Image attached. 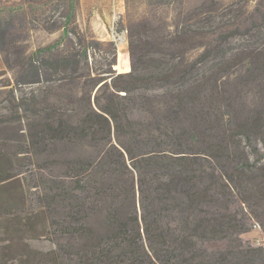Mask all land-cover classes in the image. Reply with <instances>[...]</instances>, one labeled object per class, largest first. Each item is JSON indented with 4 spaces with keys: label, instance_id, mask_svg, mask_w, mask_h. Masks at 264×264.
<instances>
[{
    "label": "trees",
    "instance_id": "trees-1",
    "mask_svg": "<svg viewBox=\"0 0 264 264\" xmlns=\"http://www.w3.org/2000/svg\"><path fill=\"white\" fill-rule=\"evenodd\" d=\"M150 1L170 6L179 2L190 17L180 22L173 49L215 33L217 0H199L194 10L188 0ZM78 4L26 0L11 12H24L25 20L35 16L32 22L42 23L45 30L62 31V39L23 54L15 75L18 84L73 82L85 76L88 88L82 113L56 120L38 133L44 144L58 148L67 143L74 151L66 175L53 180L40 196L44 224L78 246L60 249V258L52 252L47 256L58 264H264V246L244 239L256 223L264 232V150L254 139L253 126H234L221 92L208 83V71L188 76L198 70V63L209 62L215 45H200V54L187 66L172 58L164 65L161 61L118 74L113 69L118 50L112 42L108 68L93 73L91 50L100 43L81 39L77 48L71 38L78 37ZM258 11L264 20L263 9ZM246 12L241 9L238 16ZM3 14L2 36L14 20L10 17L4 24ZM240 31H225V40ZM65 40L73 43L68 50L60 48ZM84 68L89 73H80ZM155 90L161 94L149 93ZM135 109L145 115L133 117ZM257 117L264 123V113ZM8 157L0 151V164ZM5 220L0 217V224Z\"/></svg>",
    "mask_w": 264,
    "mask_h": 264
},
{
    "label": "rangeland",
    "instance_id": "rangeland-1",
    "mask_svg": "<svg viewBox=\"0 0 264 264\" xmlns=\"http://www.w3.org/2000/svg\"><path fill=\"white\" fill-rule=\"evenodd\" d=\"M187 3L192 10L200 4L199 0ZM217 3L215 33L210 39H189L176 49L172 48L171 41L175 40L179 25L190 18L184 16L179 2L170 6L150 0H112L111 5L109 0H79L75 19L78 37L71 38L77 48L81 47V39L100 43L91 50L90 72L93 73L108 68L112 59L110 45L115 42L118 61L113 69L118 74L128 73L132 68L142 71L161 61L164 65L165 59L172 58L182 60L187 66L200 54V45L213 43L216 50L209 62L198 63V70L190 71L188 76L201 77V71H208V83L221 92L220 98L228 106L234 126H253L250 130L256 134L254 139L264 150V123L257 119L259 113H264V20L258 11L259 8L264 11V4L256 1L247 4L246 0H217ZM25 4L26 0H0V12L6 17L4 24L9 23L10 17L14 18L11 29L4 30L3 36L0 30L3 45V51L0 48V151L9 156L0 164V180L10 178L0 185V217H7L0 224V264H58L47 255L52 252L55 258H60V249L72 244L78 246V242L54 235L44 224L40 195L46 193L44 189L48 191L46 187H51L53 180L66 175V163L74 151L67 143L58 148L57 144H44L38 133L46 130L48 124L82 113L87 107L84 98L88 88L84 86L85 76L73 82L54 80L26 86L16 82L23 54L62 39V31L51 32L42 23L32 22L35 16L25 20L24 12L11 13ZM112 6L117 13L114 20L98 18L102 8ZM241 9L247 12L238 16ZM257 17L261 20L256 23ZM236 27H241V31L225 40V31ZM72 44L65 40L60 48L68 50ZM225 51H228L226 56ZM80 73L87 74L89 69L84 68ZM140 93H135L137 99ZM149 93L161 94L157 90ZM132 113L133 117L145 115L136 109ZM35 133L37 136H33ZM23 151L30 152L19 155ZM244 239L264 246V232L257 223Z\"/></svg>",
    "mask_w": 264,
    "mask_h": 264
},
{
    "label": "crops",
    "instance_id": "crops-1",
    "mask_svg": "<svg viewBox=\"0 0 264 264\" xmlns=\"http://www.w3.org/2000/svg\"><path fill=\"white\" fill-rule=\"evenodd\" d=\"M113 1H115V0H113ZM110 2H111V5H112V0H109V3ZM114 6L109 7V9H104L105 7L102 8V11L98 13V18L103 20V21L114 20L116 15H117V13L115 12Z\"/></svg>",
    "mask_w": 264,
    "mask_h": 264
}]
</instances>
